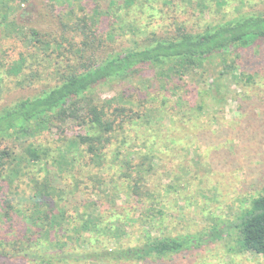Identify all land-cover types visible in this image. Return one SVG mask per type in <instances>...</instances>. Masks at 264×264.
<instances>
[{
    "label": "rangeland",
    "instance_id": "rangeland-1",
    "mask_svg": "<svg viewBox=\"0 0 264 264\" xmlns=\"http://www.w3.org/2000/svg\"><path fill=\"white\" fill-rule=\"evenodd\" d=\"M109 1L79 0L73 6L77 14L83 13L77 10L81 4L90 10L103 32L100 38L106 51L129 49L150 32L165 34L177 23L199 30L245 12L264 10V0H113V6ZM47 2L24 3V12L18 11L15 21L58 33L57 19L68 9L51 11ZM96 5L102 11H91ZM22 51L26 50L18 38L0 36V63L11 62L8 69L23 62L18 59ZM26 60L19 75L4 76L0 82V108L36 94L54 82L51 74L61 71L53 64L47 74L45 67L50 64L41 62L39 56L27 54ZM220 61L218 56L209 59L203 72L182 79H157L146 70L128 81L96 86L91 94L94 103L104 102L113 126L119 124L111 132L104 157L92 161L74 145L69 147L76 134L86 131L74 121L66 122L62 131L50 128L43 132L36 142L48 157L28 163L16 183L26 203L30 202L32 179L47 175L54 187L64 190L57 204L68 210L66 215L82 214L76 221L91 213L102 215L109 229L100 240L110 245H140L162 236L195 239L205 237L214 227L233 223L264 187V43L246 52L241 70L220 74ZM30 74L32 80H27ZM211 84L221 88L216 99L205 92ZM116 105L131 107L132 117L119 122L111 114ZM128 150L135 161L150 165L146 182L161 195L159 203L150 201L160 212L155 210V217L148 220L138 216L146 212L145 207L129 195L119 176ZM124 264H264V255L245 250L237 229L231 227L215 241L204 240L179 252Z\"/></svg>",
    "mask_w": 264,
    "mask_h": 264
},
{
    "label": "trees",
    "instance_id": "trees-1",
    "mask_svg": "<svg viewBox=\"0 0 264 264\" xmlns=\"http://www.w3.org/2000/svg\"><path fill=\"white\" fill-rule=\"evenodd\" d=\"M29 1L0 0V36L18 38L26 50L19 52L21 64L8 69L11 62L0 63V82L4 76L19 75L27 65V54L50 64L45 67L47 74L53 64H58L61 71L51 74L54 82L36 94L0 108V264H9L7 260L34 264H124L179 252L204 240L215 241L231 227L237 229L245 250L264 255V187L233 223L214 227L205 237L162 236L149 238L140 245L122 246L101 242L100 237L109 229L102 223V215L91 213L89 218L79 221L76 218L82 214L66 215L68 210L57 204L64 190L54 187L49 176L32 179L29 203L16 184L28 163L48 157L47 151L36 142L37 137L50 128L62 131L68 121L86 128L84 134L78 133L69 141V147L74 145L77 152L87 154L92 161L104 157L111 132L119 124L113 126L114 119L107 117L104 102L94 103L91 94L96 86L128 81L146 70H151L157 79H182L203 72L207 61L217 56L222 65L220 74L241 70L246 52L264 43V10L245 12L199 30L184 22L177 23L165 34L150 32L129 49L106 51L104 39L100 38L103 32L96 27L89 9L81 4L77 10L83 13H75L73 6L81 1L48 0L47 8L51 11L68 9L63 12L64 20L60 15L57 19L58 33L54 29L25 27L15 21L17 12H24L22 5ZM109 4L113 6L115 1L110 0ZM91 11L102 10L96 5ZM30 76L27 80H32ZM205 92L216 99L222 91L211 84ZM133 113L131 107L126 109L123 105H116L111 111L119 122ZM120 154L115 157L118 159ZM133 156L131 150L125 152L119 176L129 195L145 207L146 212H139L138 216L148 220L158 210L150 201L159 203L161 195L146 182L150 165L143 160L135 161ZM56 162L52 159V163ZM5 181L8 186L2 183ZM96 235L99 236L94 238Z\"/></svg>",
    "mask_w": 264,
    "mask_h": 264
}]
</instances>
